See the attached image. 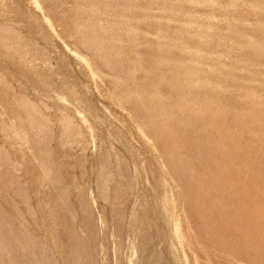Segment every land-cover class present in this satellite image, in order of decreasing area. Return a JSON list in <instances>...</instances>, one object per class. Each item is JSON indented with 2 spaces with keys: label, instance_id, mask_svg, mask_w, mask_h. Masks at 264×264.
Returning a JSON list of instances; mask_svg holds the SVG:
<instances>
[{
  "label": "rangeland",
  "instance_id": "rangeland-1",
  "mask_svg": "<svg viewBox=\"0 0 264 264\" xmlns=\"http://www.w3.org/2000/svg\"><path fill=\"white\" fill-rule=\"evenodd\" d=\"M0 264H264V0H0Z\"/></svg>",
  "mask_w": 264,
  "mask_h": 264
}]
</instances>
